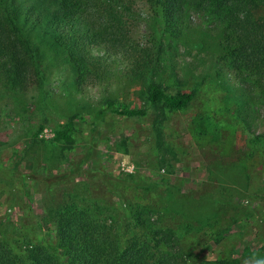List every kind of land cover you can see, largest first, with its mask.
Returning a JSON list of instances; mask_svg holds the SVG:
<instances>
[{"label":"rangeland","instance_id":"obj_1","mask_svg":"<svg viewBox=\"0 0 264 264\" xmlns=\"http://www.w3.org/2000/svg\"><path fill=\"white\" fill-rule=\"evenodd\" d=\"M110 1L82 0L83 10L108 37L119 20L118 37L145 53L123 57L102 35L94 54L108 47L118 63L96 76L42 39L29 84L18 90L0 82V234L17 252L44 246L38 223L46 209L101 201L118 236L129 215L139 214L169 237L162 252L184 253L188 264L264 259V66L251 65L257 52L264 55V0H178L168 13L156 0ZM146 54L159 64L154 79L194 94L186 108L146 105L148 74L131 73ZM105 99L146 115L108 113L94 123L91 110ZM75 114L73 131L54 141ZM79 157L87 161L78 164ZM62 174L70 176L44 180ZM163 244L152 243L156 250Z\"/></svg>","mask_w":264,"mask_h":264},{"label":"trees","instance_id":"obj_2","mask_svg":"<svg viewBox=\"0 0 264 264\" xmlns=\"http://www.w3.org/2000/svg\"><path fill=\"white\" fill-rule=\"evenodd\" d=\"M155 3L165 7L168 13L178 5V0H156ZM110 4L113 7H125L124 0H111ZM82 5V0H0V82L18 90L29 84V66L33 65V70L38 72L35 52L38 49L37 42L42 39L53 50L64 49L70 62L77 67L88 66L87 71L92 69L96 76H101L109 65L118 63L117 58L106 56L110 54L108 47L94 54L91 46L102 35L113 46L119 47L115 51L123 57L137 48L145 53L142 46L125 40L123 34L118 37L117 33L122 28L119 20L117 23L114 19L110 26L112 37L105 36V31L99 29ZM111 11L114 12V9L111 8ZM112 18L116 17L112 15ZM166 40L169 41L168 38ZM171 40L178 41L176 38ZM260 55L257 52L252 57L251 65L261 63L264 66V55ZM85 58L93 60L92 65L95 66L89 67ZM140 61L141 63L139 60L134 61L131 73L133 77L140 78L148 74L144 88L146 105L159 106L168 112H178L192 102V92L169 90L160 80L152 77L153 71L159 69V64L150 54L142 56ZM78 73L84 77L83 71ZM95 106L91 110L94 123L108 113L124 118H141L146 115L145 108L131 107L117 99H105ZM76 116L75 114L67 119L62 130L55 133L54 141L64 140L73 131ZM78 160L80 164L86 159L79 157ZM85 170L89 172L91 169ZM69 176L54 175L44 180L55 183L66 180ZM128 177L130 180L134 179L132 175ZM100 202H67L46 209L45 222L38 223L42 230L45 229L44 246H34L17 252L0 234V264H188L184 253L162 252L167 247L165 240L169 237H165L164 231L152 229V223L142 220L139 214L129 215L124 228L125 235H120V238L116 232L117 225L114 221L108 222L111 218L106 215L107 207ZM169 210L174 212L171 207ZM183 219L185 220L184 216ZM121 222L125 223L124 220ZM137 227L140 228V233L135 232ZM180 235L182 233L178 231V236L175 235L174 238L177 246H181L183 236ZM159 239L165 243L162 250H156L152 245ZM177 249L184 252L183 248Z\"/></svg>","mask_w":264,"mask_h":264},{"label":"clouds","instance_id":"obj_3","mask_svg":"<svg viewBox=\"0 0 264 264\" xmlns=\"http://www.w3.org/2000/svg\"><path fill=\"white\" fill-rule=\"evenodd\" d=\"M255 264H264V259H257Z\"/></svg>","mask_w":264,"mask_h":264}]
</instances>
